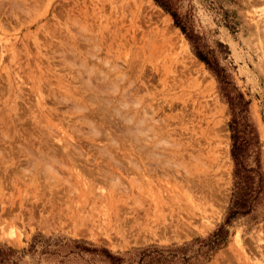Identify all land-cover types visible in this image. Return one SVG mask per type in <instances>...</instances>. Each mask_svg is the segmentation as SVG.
I'll use <instances>...</instances> for the list:
<instances>
[{
    "label": "rangeland",
    "instance_id": "rangeland-1",
    "mask_svg": "<svg viewBox=\"0 0 264 264\" xmlns=\"http://www.w3.org/2000/svg\"><path fill=\"white\" fill-rule=\"evenodd\" d=\"M159 1L247 102L264 178V0ZM230 120L153 0H0L4 264H264V186L194 252L232 198Z\"/></svg>",
    "mask_w": 264,
    "mask_h": 264
},
{
    "label": "trees",
    "instance_id": "trees-1",
    "mask_svg": "<svg viewBox=\"0 0 264 264\" xmlns=\"http://www.w3.org/2000/svg\"><path fill=\"white\" fill-rule=\"evenodd\" d=\"M153 2L164 12L168 13L174 26L179 29L189 43L194 57L215 77L217 83L221 86L223 97L231 113V120L228 124V128L230 131L229 156L233 164L232 198L222 223L205 238H196L192 241V243L198 244L197 248L194 250L195 255L208 257L226 242L228 236L227 227L230 222L237 217L247 215L252 210L257 198L262 194L264 178L259 170L258 161L256 160V151L253 148L254 144L257 142L252 141L254 136H252L251 128L245 122V107L247 102L229 82L224 69L209 55L208 51L202 50L203 47L199 44L198 37L194 34H187L185 32L184 26L178 22L175 14L169 12L168 6H166L163 1L153 0ZM251 152H253L255 156L256 164L254 168H249L244 163L248 153ZM12 251L13 250L10 248H6L5 251L0 250V264L10 261V254Z\"/></svg>",
    "mask_w": 264,
    "mask_h": 264
},
{
    "label": "bare ground",
    "instance_id": "bare-ground-1",
    "mask_svg": "<svg viewBox=\"0 0 264 264\" xmlns=\"http://www.w3.org/2000/svg\"><path fill=\"white\" fill-rule=\"evenodd\" d=\"M130 71V70H129ZM122 96H123V94H122ZM102 106H104V105H102ZM96 115V114H95ZM130 119V118H129ZM141 123H142V121H141Z\"/></svg>",
    "mask_w": 264,
    "mask_h": 264
}]
</instances>
